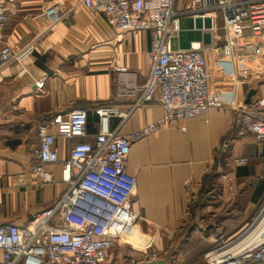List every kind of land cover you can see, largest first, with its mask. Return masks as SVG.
Segmentation results:
<instances>
[{
	"label": "crops",
	"instance_id": "1",
	"mask_svg": "<svg viewBox=\"0 0 264 264\" xmlns=\"http://www.w3.org/2000/svg\"><path fill=\"white\" fill-rule=\"evenodd\" d=\"M0 1L8 8L4 43L14 51L34 48L22 65L0 68V226H22L53 207L69 188L63 181L62 165L77 140L56 138L59 162L46 167L53 181L44 183L32 171L40 123L56 113L85 109L90 135L86 140L93 141L99 132L98 108L127 113L139 98L151 68L147 52L152 36L150 32L116 33L104 15L84 9L81 0ZM188 2L178 0L177 8L185 9ZM54 6L70 20L52 24L46 12ZM202 21L198 19L194 26L184 19L180 42L174 40L173 46L188 48L191 42H201L212 89L220 82L228 83L223 90L224 105L193 120L164 126L132 144L126 162V170L137 179L131 201L138 215L132 245H136L138 234L149 241L189 236L192 228L184 226L202 219L192 214L190 206L201 199L204 189L209 195L220 190V203L205 208H213L211 217L217 220L212 225L226 226L224 236L228 238L236 210L243 224L264 204V144L251 135H239L244 115L264 118V107L258 105L264 101V60L252 55L239 61L221 29L222 20H206L205 27ZM247 50L253 53L254 48ZM119 67L134 71L135 79L119 74ZM119 86L130 93L120 92ZM162 118L158 94L122 126L119 116L111 117L109 129L129 135ZM240 159H246L247 164L238 165ZM223 211L230 216H220Z\"/></svg>",
	"mask_w": 264,
	"mask_h": 264
},
{
	"label": "built area",
	"instance_id": "2",
	"mask_svg": "<svg viewBox=\"0 0 264 264\" xmlns=\"http://www.w3.org/2000/svg\"><path fill=\"white\" fill-rule=\"evenodd\" d=\"M80 2L84 9L104 15L118 34L150 32L152 45L147 52L150 72L129 112L117 113L112 107L97 109L99 132L93 141L86 140L90 135L85 109L56 113L40 123V141L33 150L32 171L44 183H51L53 174L46 167L59 162L56 138L77 140L62 165L63 181L69 188L53 207L37 213L28 224L0 226V264H106L116 243L135 233L138 215L131 201L137 179L126 170L132 144L151 137L164 126L193 120L224 105L223 90L228 83L220 82L212 89L206 49L201 42H191L188 48L173 46L174 40L180 42L184 19L194 26L202 19L205 27L206 20L213 22L220 18L239 61L252 55L264 60V0H189L183 10L177 8L178 0ZM46 15L52 24L70 20L57 6L48 9ZM7 23L8 8L0 1V68L11 63L22 65L34 51L33 46L14 51L4 43ZM248 47L254 48L253 53H247ZM116 71L128 76L130 81L136 77L127 67ZM119 91L130 93L123 86H119ZM158 94L163 109L160 121L129 135L110 131L111 117L119 116L122 126L136 109L152 103ZM258 105L264 107V101ZM239 135H251L264 144V118L252 113L244 115ZM237 163L246 165L247 160L240 159ZM263 212L264 207L255 223ZM249 231L225 242H215L205 255V264H264V230L253 243L251 237L255 231ZM239 240L244 243L240 244ZM143 256L127 264L164 261L151 247Z\"/></svg>",
	"mask_w": 264,
	"mask_h": 264
},
{
	"label": "rangeland",
	"instance_id": "3",
	"mask_svg": "<svg viewBox=\"0 0 264 264\" xmlns=\"http://www.w3.org/2000/svg\"><path fill=\"white\" fill-rule=\"evenodd\" d=\"M216 189L217 191H215L212 195L207 194V189H204V191L202 190V193L200 194L201 199H198L196 203L191 204L190 211L192 212V214H198L202 219L199 220L198 224L196 225L184 226V228H192L191 232H189V236L177 235L173 240L149 241L145 240L144 237L138 234L135 243L136 245L131 244V241H133L132 238L129 241L126 237L116 243L115 249L113 251L114 256L112 260H109V262L106 264H127V262H129V260L131 259L141 260L144 257V251L148 247H151L160 257H162L166 264H205V255L213 247L215 242H225L228 239V237L224 236L227 232L226 226L224 227V229H222L219 226L212 225L215 224L214 220H217L211 217L213 208H205L207 204H213V206H216L218 203H220V190L218 188ZM263 207L264 204L262 206H259V208H257L243 224H241V221L243 219H238L240 215L238 214V212H236V210L235 215L237 217H235L234 223L229 225V230L233 229V233H231L229 236H231V238L237 237L239 236V234L247 231V229L251 230L252 228H254V226L259 223L257 221V223L255 224V221L259 217ZM222 215L228 216L229 213H220V216ZM263 215L264 212L261 214L259 221L260 219H262ZM181 231L183 230H178L179 233ZM218 231L219 233L216 234ZM221 237H223V239ZM253 237L254 236H252L251 238ZM137 245H142L143 248H139L137 247Z\"/></svg>",
	"mask_w": 264,
	"mask_h": 264
},
{
	"label": "bare ground",
	"instance_id": "4",
	"mask_svg": "<svg viewBox=\"0 0 264 264\" xmlns=\"http://www.w3.org/2000/svg\"><path fill=\"white\" fill-rule=\"evenodd\" d=\"M257 218V217H256ZM258 224L257 225H255L254 226V228H252L250 231H254L255 229V232L253 233V238H251V241H252V243L253 242H255L256 241V239L258 238V236H259V232L261 231V230H264V215H263V217H262V219H260V221L258 220ZM257 223V222H256ZM255 223V224H256ZM251 227V226H250ZM248 230V229H247ZM249 231V232H250ZM136 231H135V233H133V234H131V235H129V236H127V238H134L135 237V235H136ZM242 240V239H241ZM241 240H239L238 242H240ZM244 243V240L242 241V242H240V244H243Z\"/></svg>",
	"mask_w": 264,
	"mask_h": 264
},
{
	"label": "water",
	"instance_id": "5",
	"mask_svg": "<svg viewBox=\"0 0 264 264\" xmlns=\"http://www.w3.org/2000/svg\"><path fill=\"white\" fill-rule=\"evenodd\" d=\"M141 264H166V262L165 261L153 262V263H146V262H144V263H141Z\"/></svg>",
	"mask_w": 264,
	"mask_h": 264
},
{
	"label": "trees",
	"instance_id": "6",
	"mask_svg": "<svg viewBox=\"0 0 264 264\" xmlns=\"http://www.w3.org/2000/svg\"><path fill=\"white\" fill-rule=\"evenodd\" d=\"M88 116H89V113H88ZM89 119V118H88Z\"/></svg>",
	"mask_w": 264,
	"mask_h": 264
}]
</instances>
